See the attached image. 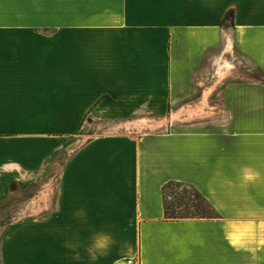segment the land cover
<instances>
[{
	"label": "crops",
	"instance_id": "crops-1",
	"mask_svg": "<svg viewBox=\"0 0 264 264\" xmlns=\"http://www.w3.org/2000/svg\"><path fill=\"white\" fill-rule=\"evenodd\" d=\"M85 116L111 132L64 162L35 264H264V0H0V179L52 162ZM142 117L165 119L121 132ZM170 181L219 218L166 220Z\"/></svg>",
	"mask_w": 264,
	"mask_h": 264
},
{
	"label": "rangeland",
	"instance_id": "rangeland-1",
	"mask_svg": "<svg viewBox=\"0 0 264 264\" xmlns=\"http://www.w3.org/2000/svg\"><path fill=\"white\" fill-rule=\"evenodd\" d=\"M226 63L223 64L224 68ZM238 68L236 78L260 76L256 70H249L250 68L244 63L239 64ZM221 69H218L219 73L223 72ZM213 73L216 74V72ZM141 119H146L150 123L145 121L147 124L142 129L123 128L121 132L153 133V130L159 126L157 123L163 121L165 117H142ZM118 125L115 131L122 128ZM100 127L101 121L97 117L85 116L80 123L79 130L72 135L70 140H67L66 146L61 140L55 151L42 152V154L57 157L52 162L41 166V169L35 173L22 167L23 174L16 170L2 176L0 179V264H35L37 262L33 257L35 237L33 221L46 223L43 221H46L53 209L59 178L67 157L74 154L90 138L111 132L106 129L101 130Z\"/></svg>",
	"mask_w": 264,
	"mask_h": 264
},
{
	"label": "trees",
	"instance_id": "trees-1",
	"mask_svg": "<svg viewBox=\"0 0 264 264\" xmlns=\"http://www.w3.org/2000/svg\"><path fill=\"white\" fill-rule=\"evenodd\" d=\"M233 14V10H229L222 23ZM161 195L166 220L219 218L214 207L192 185L170 181L162 187Z\"/></svg>",
	"mask_w": 264,
	"mask_h": 264
},
{
	"label": "clouds",
	"instance_id": "clouds-1",
	"mask_svg": "<svg viewBox=\"0 0 264 264\" xmlns=\"http://www.w3.org/2000/svg\"><path fill=\"white\" fill-rule=\"evenodd\" d=\"M258 175H259L258 173L248 168L241 170V178L246 182L255 180L258 177ZM230 239H231V243L234 246L241 243L240 237H230ZM111 242H112L111 237L107 234L99 233L95 235L92 239V244L89 248L90 254L94 255L96 252H101L106 250L110 246Z\"/></svg>",
	"mask_w": 264,
	"mask_h": 264
},
{
	"label": "bare ground",
	"instance_id": "bare-ground-1",
	"mask_svg": "<svg viewBox=\"0 0 264 264\" xmlns=\"http://www.w3.org/2000/svg\"><path fill=\"white\" fill-rule=\"evenodd\" d=\"M226 67H227V68H230V65L226 64Z\"/></svg>",
	"mask_w": 264,
	"mask_h": 264
},
{
	"label": "built area",
	"instance_id": "built-area-1",
	"mask_svg": "<svg viewBox=\"0 0 264 264\" xmlns=\"http://www.w3.org/2000/svg\"><path fill=\"white\" fill-rule=\"evenodd\" d=\"M127 264H131V261H128Z\"/></svg>",
	"mask_w": 264,
	"mask_h": 264
}]
</instances>
